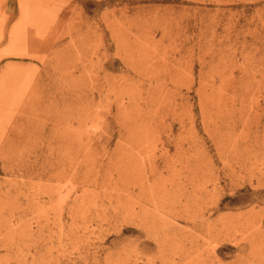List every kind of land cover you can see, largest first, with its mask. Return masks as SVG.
Returning <instances> with one entry per match:
<instances>
[{"label":"rangeland","instance_id":"rangeland-1","mask_svg":"<svg viewBox=\"0 0 264 264\" xmlns=\"http://www.w3.org/2000/svg\"><path fill=\"white\" fill-rule=\"evenodd\" d=\"M0 264H264V0H0Z\"/></svg>","mask_w":264,"mask_h":264}]
</instances>
